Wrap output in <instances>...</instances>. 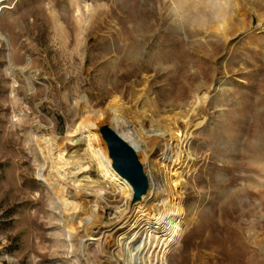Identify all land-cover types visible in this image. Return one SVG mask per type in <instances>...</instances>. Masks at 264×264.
I'll list each match as a JSON object with an SVG mask.
<instances>
[{"label": "rangeland", "instance_id": "1", "mask_svg": "<svg viewBox=\"0 0 264 264\" xmlns=\"http://www.w3.org/2000/svg\"><path fill=\"white\" fill-rule=\"evenodd\" d=\"M115 114L169 190L104 176ZM150 229L152 264H264V0H0V264H151Z\"/></svg>", "mask_w": 264, "mask_h": 264}, {"label": "bare ground", "instance_id": "2", "mask_svg": "<svg viewBox=\"0 0 264 264\" xmlns=\"http://www.w3.org/2000/svg\"><path fill=\"white\" fill-rule=\"evenodd\" d=\"M200 102L201 98L200 97H196L194 103L196 104V102ZM194 105V104H193ZM97 115L99 113L97 112H92L90 110H85V115ZM100 115V114H99ZM116 115V114H115ZM87 117V116H84ZM85 118L82 117V119L80 121H78V123H76L71 129H70V134H82V132L86 133L88 132L87 130V122L84 121ZM114 121V129L120 134L121 137H123L128 143H130L136 150L137 153L142 152V148L140 147V142L137 139L138 137L133 136V131L130 128V126H128L127 121H125V119H123V117H121V115H116L113 118ZM89 134V133H88ZM50 146V145H49ZM171 146L170 145H166V151H167V159L170 158V153H171ZM42 153L44 155H46V153H50L52 150L50 147H43L41 149ZM60 153V152H59ZM146 153V152H144ZM110 157V156H109ZM111 159V158H110ZM112 161V160H111ZM112 162L109 161V166L110 168H108L109 170H106L104 172V176L109 180V182H111L113 184V186L121 189V190H126L129 194L128 197L132 198L133 196V188L131 186V184L127 183V181L125 179H123L117 172L115 169L112 168L111 165ZM145 173L148 176V182H150V188L148 190V192L146 193V195L143 197V200H146L147 198H150V196L154 197V195H156V193H158V190L160 189L161 186H166L167 190H169V185L167 182L161 180L158 176H156L155 173H150L148 171H145ZM42 177L45 179V181L48 183V185H50L52 187V189L54 190L57 199L60 202V206L62 209V213L66 214L69 213V211H74L75 209H77L78 207V202L77 200L74 199V196L71 195L70 193L66 192V187L64 185H61L60 183H57L56 185L53 184V181H51L50 179L46 178L45 175L42 173ZM165 184V185H163ZM158 195V194H157ZM169 195V192H168ZM172 196V195H171ZM157 197V196H156ZM140 205V204H139ZM99 205L96 206V208ZM158 206V205H157ZM157 206L155 205V209H157ZM152 208V207H151ZM102 216V215H101ZM146 216V215H144ZM65 222H66V229L68 231L69 236L71 235L72 232H74V230H76L75 228H73V221L71 219L67 220V217H64ZM103 219V218H102ZM101 218H99L100 221H102ZM150 218H147V220H149ZM131 220V217L129 216V218L127 219L126 223L129 222ZM83 222H85V224L83 225L84 227H86L87 231L94 232V227L97 226L99 223L96 222H89L88 218L85 219H81L79 224H82ZM177 220H175V224L173 223V226L170 227L171 230L175 229L174 227L177 225ZM123 228V227H122ZM120 228V229H122ZM169 229V230H170ZM150 237L148 238L147 243H145L143 241V239L139 236L136 235L135 238L132 239V242L130 245H132L129 249L130 254L132 252L137 251L138 249H140L141 246H143L142 244H145V248H143L144 250L148 247V252L147 255L151 252V255L148 256V258L151 260L150 263L152 264L154 262V257H155V253L156 250L160 248V252L163 251V247H164V243L163 245L161 244V242L163 240L167 241V239H165V235L163 234L162 236H160V232H157L156 229L155 231L150 229L149 230ZM93 236V235H90ZM112 239L114 237L113 234L109 235ZM98 245L95 246L96 251L94 252V254H100L103 252V250H101L100 246H99V241L97 242ZM88 249H90V245ZM102 247V245H101ZM102 251V252H101ZM164 255V253H163ZM132 256V255H131ZM109 257L107 260L109 261V263H116V264H121L120 259H118V257H116L114 254L112 255V253L110 252V250L107 253V256ZM98 258V257H97ZM100 258V257H99ZM136 261V260H135ZM138 261V260H137ZM139 263V261H138ZM158 264H164L161 263V261H158Z\"/></svg>", "mask_w": 264, "mask_h": 264}, {"label": "water", "instance_id": "3", "mask_svg": "<svg viewBox=\"0 0 264 264\" xmlns=\"http://www.w3.org/2000/svg\"><path fill=\"white\" fill-rule=\"evenodd\" d=\"M100 133L106 142L112 168L133 188V203L141 201L150 188V182L135 148L108 125L102 126Z\"/></svg>", "mask_w": 264, "mask_h": 264}]
</instances>
